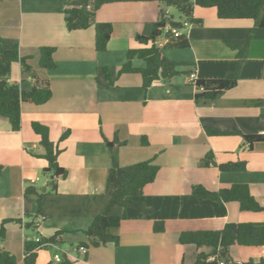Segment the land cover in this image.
Listing matches in <instances>:
<instances>
[{
	"label": "crops",
	"instance_id": "obj_1",
	"mask_svg": "<svg viewBox=\"0 0 264 264\" xmlns=\"http://www.w3.org/2000/svg\"><path fill=\"white\" fill-rule=\"evenodd\" d=\"M64 7L65 0H0V46L17 43L35 75L23 73L19 62H13L9 81L23 91L48 82L52 92L42 104L21 102L19 130H12L0 117V222L9 220L1 247L15 256L16 264H25V241L48 238L56 231L61 232L60 243L39 249L34 264H57V253L72 264H193L198 252L211 249L181 244V231L264 222V211H243L230 201L223 216L166 219L165 230L158 233L151 220L126 219L109 230L118 236V243L77 249L79 243H88L84 231L109 201L106 180L111 158L106 140L119 142L116 154L121 166L149 160L159 167L155 179L143 187L145 195H184L196 184L217 190L246 183L264 205V142L249 148L242 136L264 129V77L240 79L211 100L195 99L197 88L184 74L157 80L145 90L139 74L116 75L127 50L139 47L135 36H147L163 16L173 17L172 7L161 0L102 5L95 20L113 26L103 51L94 48L93 27L67 30ZM194 16L201 24L183 30L190 46L161 49L168 60L184 66L180 70L199 60H234L236 51L225 40L249 38L247 58L264 60V27L254 29L251 19H220L214 8L195 7ZM165 42L157 39L160 47ZM43 46L55 48L53 69L39 65ZM132 64L143 67L145 62L134 57ZM32 122L48 128L49 139L60 149L57 162L66 170L65 177L55 180L44 173V148ZM208 152L216 164L244 161L246 168L220 171L213 164L201 165ZM30 185L35 193L25 192ZM110 212L119 214L120 209L114 206ZM229 254L232 264L256 263L264 258V244H233Z\"/></svg>",
	"mask_w": 264,
	"mask_h": 264
},
{
	"label": "trees",
	"instance_id": "obj_2",
	"mask_svg": "<svg viewBox=\"0 0 264 264\" xmlns=\"http://www.w3.org/2000/svg\"><path fill=\"white\" fill-rule=\"evenodd\" d=\"M144 2L152 0H65L63 10L67 30H82L89 27L94 29V48L103 51L107 47L113 26L110 22H97L95 12L102 5L121 2ZM167 7H174L180 14L179 20L165 15L155 23L152 32L145 36L137 34L135 40L139 47L127 50V59L118 69L117 77L123 74L136 73L140 75L142 87L146 90L153 82L160 79H170L179 74H196L192 82L197 88L195 99H214L224 89L233 87L238 80L245 78L264 77V60L247 58L249 38L242 40H225V44L236 51L234 60H199L180 70L182 64L168 60L162 53V48H187L190 46L188 36L184 30V22L201 24V19L194 16L195 7L214 8L220 19H251L254 29L264 27V0H161ZM169 25L180 30V35L174 36L171 29L165 33L166 42L162 47L157 43L163 28ZM1 41V38H0ZM18 44L9 48L0 46V117L6 118L12 130H19L21 123V102L30 101L42 104L51 97L48 82L34 85L29 91H23L19 84L9 81L11 65L19 62L23 73L34 75L27 56H20ZM55 48L43 46L39 48V65L42 68L53 69L55 62L53 53ZM137 57L145 62L143 67H135L132 59ZM106 78L110 73L103 68ZM37 80V79H36ZM112 82V81H111ZM33 131L39 135L40 144L44 148L43 157L47 161L44 173H51L52 177L63 178L66 170L58 165L57 156L60 152L57 144L49 139V131L45 125L32 122ZM216 134H241L239 131H216ZM245 138L249 148L256 142H264V129L262 132L246 134ZM66 137V133L61 139ZM142 143H145L144 139ZM116 140L107 141L111 165L106 180V193L109 197L106 208L97 214L84 231L89 238L88 243H79L77 247L100 246L108 243H118V236L112 234L111 228L119 227L126 219H147L152 221L153 232L165 230V220L170 218H195L225 215V203L235 201L243 211H264V205L259 203L251 194L248 184L233 183L228 187L217 190L207 189L201 184L192 186L191 192L184 195H145L143 187L151 183L159 167L151 161H140L134 164L121 166L117 161ZM213 164L220 171L245 170L244 161H234L216 164L212 152H208L202 159L201 165ZM56 184L53 183V189ZM26 193H35L33 186L25 188ZM117 206L119 214L110 212V208ZM0 222V264H16V258L1 247L5 238V223ZM25 227L33 223H25ZM61 232L56 231L52 236L41 237L38 241L29 240L24 244V263L34 264L39 249L60 243ZM181 244H194L197 248L209 247V253L198 252L193 264H232L229 248L233 244L243 246H261L264 244V222H228L218 230H184L178 237ZM57 264H72L65 256H61ZM237 264H264V258L253 263L240 262Z\"/></svg>",
	"mask_w": 264,
	"mask_h": 264
},
{
	"label": "built area",
	"instance_id": "obj_3",
	"mask_svg": "<svg viewBox=\"0 0 264 264\" xmlns=\"http://www.w3.org/2000/svg\"><path fill=\"white\" fill-rule=\"evenodd\" d=\"M183 25H184V28H185V27H188V26L190 25V23H188V22H184ZM165 29H166V32H168V31L171 29V31H172V33H173L174 36L180 35V33H181L180 30H177V29H175V28H171L169 25H166V26H165ZM189 79H190V81L193 82V81L196 79V74H195L194 72L191 73V74L189 75ZM35 240L38 241L39 238H36ZM77 249H79V250H84L85 248L82 247V246H80V247H78ZM54 260H55L56 262H60V260H61V255L58 254V253L55 254V255H54Z\"/></svg>",
	"mask_w": 264,
	"mask_h": 264
},
{
	"label": "rangeland",
	"instance_id": "obj_4",
	"mask_svg": "<svg viewBox=\"0 0 264 264\" xmlns=\"http://www.w3.org/2000/svg\"><path fill=\"white\" fill-rule=\"evenodd\" d=\"M171 13L173 14V19L174 20H179L180 19V14H179V12L174 8V7H172V10H171ZM165 33H166V29L165 28H163V30H162V35H161V37H160V40L163 38H165L166 36H164L165 35ZM180 68H184V66H180Z\"/></svg>",
	"mask_w": 264,
	"mask_h": 264
},
{
	"label": "water",
	"instance_id": "obj_5",
	"mask_svg": "<svg viewBox=\"0 0 264 264\" xmlns=\"http://www.w3.org/2000/svg\"><path fill=\"white\" fill-rule=\"evenodd\" d=\"M162 11H164V9H162Z\"/></svg>",
	"mask_w": 264,
	"mask_h": 264
}]
</instances>
